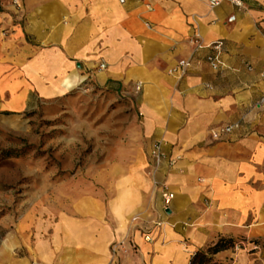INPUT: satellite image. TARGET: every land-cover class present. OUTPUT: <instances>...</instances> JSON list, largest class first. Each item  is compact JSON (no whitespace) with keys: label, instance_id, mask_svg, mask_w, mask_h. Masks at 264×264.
<instances>
[{"label":"crops","instance_id":"crops-1","mask_svg":"<svg viewBox=\"0 0 264 264\" xmlns=\"http://www.w3.org/2000/svg\"><path fill=\"white\" fill-rule=\"evenodd\" d=\"M16 1L0 0V96L12 97L1 109L19 103L22 80L43 81L54 94L94 76L133 85L138 96L129 146L118 152L125 176L114 183L123 182L126 201L105 212L100 196L75 194L78 216L57 226L64 262L190 264L219 238L264 236V0L216 8L207 0ZM220 39V70L201 62L182 78L169 73L198 41ZM222 124L239 127L213 140ZM157 144L169 159L153 179L146 170ZM161 182L175 193L170 212ZM230 255L253 264L244 249ZM10 257L2 263L25 264Z\"/></svg>","mask_w":264,"mask_h":264},{"label":"rangeland","instance_id":"rangeland-1","mask_svg":"<svg viewBox=\"0 0 264 264\" xmlns=\"http://www.w3.org/2000/svg\"><path fill=\"white\" fill-rule=\"evenodd\" d=\"M24 83L19 103L0 107V264L10 255L25 264H69L58 250L57 226L78 216L75 194L82 201L100 196L105 212L109 203L116 209L126 201L120 192L123 182L114 183L125 176L118 152L129 146L138 96L131 93L133 85L114 88L94 76L69 81L63 92L54 94L43 90V81ZM11 98L9 93L0 96V104ZM151 154L146 171L154 179ZM168 159L166 153L164 161ZM231 239L232 246L207 264H238L230 253L239 249L253 256V264H264V236ZM216 243L201 250L208 252Z\"/></svg>","mask_w":264,"mask_h":264},{"label":"built area","instance_id":"built-area-1","mask_svg":"<svg viewBox=\"0 0 264 264\" xmlns=\"http://www.w3.org/2000/svg\"><path fill=\"white\" fill-rule=\"evenodd\" d=\"M224 2H229L235 4L239 7L243 6L242 0H207L209 7L216 8L220 6ZM236 19L235 15L230 16L229 21L232 22ZM203 49H208V53L204 58H198L196 55ZM225 52V42L224 40H216L208 45L203 44L202 42L197 43V46L194 49L191 57L182 58L179 62L169 70V73L182 78L190 68H192L195 64H199L201 62H206L211 69L220 70L224 66L223 54ZM101 67H104L102 64ZM141 88L140 84L136 85V89L139 90ZM261 104H264V98L261 99ZM238 124H222L211 130V137L213 140H222L229 134H231L236 128H238ZM152 162H153V175L160 169L163 161L166 158V153L163 151L160 144H157L152 150ZM177 159L172 158L169 160L171 165L176 163ZM161 195L164 204V208L167 210L174 197L175 193L170 190L168 184L161 183ZM147 239H151L148 235Z\"/></svg>","mask_w":264,"mask_h":264},{"label":"trees","instance_id":"trees-1","mask_svg":"<svg viewBox=\"0 0 264 264\" xmlns=\"http://www.w3.org/2000/svg\"><path fill=\"white\" fill-rule=\"evenodd\" d=\"M233 240L231 238H220L217 243L209 248L208 252L199 250L191 259V264H207L212 255L231 247Z\"/></svg>","mask_w":264,"mask_h":264},{"label":"water","instance_id":"water-1","mask_svg":"<svg viewBox=\"0 0 264 264\" xmlns=\"http://www.w3.org/2000/svg\"><path fill=\"white\" fill-rule=\"evenodd\" d=\"M167 212H170V210H169V209H167Z\"/></svg>","mask_w":264,"mask_h":264}]
</instances>
